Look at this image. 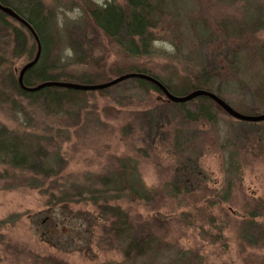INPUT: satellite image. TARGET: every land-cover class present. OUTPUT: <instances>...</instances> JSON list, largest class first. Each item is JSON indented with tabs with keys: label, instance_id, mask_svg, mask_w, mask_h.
I'll use <instances>...</instances> for the list:
<instances>
[{
	"label": "rangeland",
	"instance_id": "1",
	"mask_svg": "<svg viewBox=\"0 0 264 264\" xmlns=\"http://www.w3.org/2000/svg\"><path fill=\"white\" fill-rule=\"evenodd\" d=\"M174 1V14L152 29L154 54L134 61L87 19L90 3L127 0H15L24 12L47 16L49 62L67 81L138 65L178 91L205 82L239 111L264 113V0ZM2 14L0 127L27 160L17 164L0 152V264H264V121L238 120L217 106L211 121H186L162 91L123 95L118 84L82 90L85 101L46 110L12 83L35 57L37 41ZM157 115L166 134L153 142L147 134L158 136L157 127L147 133V120ZM191 156L202 170L194 182L183 169ZM123 161L137 170L149 199L59 197L108 186ZM107 204L128 217L139 246L150 236L167 246L127 260L121 243L109 240ZM251 214L254 239L241 230Z\"/></svg>",
	"mask_w": 264,
	"mask_h": 264
},
{
	"label": "trees",
	"instance_id": "2",
	"mask_svg": "<svg viewBox=\"0 0 264 264\" xmlns=\"http://www.w3.org/2000/svg\"><path fill=\"white\" fill-rule=\"evenodd\" d=\"M172 1L176 5V7H178L177 2H175L174 0H127L125 4L111 3L103 6L97 5L95 3H90L86 6L87 19H89L94 26L98 27L101 32H103L107 40L110 42L111 46L118 52H120L125 58H130L134 61H141V58L149 57L154 54V47L152 45L156 39L154 37V32L152 31V29H161V24L166 19L167 15L174 14L173 8L171 6ZM0 3L11 6L17 12H19L23 16V18H25L35 28L42 44V51L38 62L25 73V84L28 86H34L46 80L67 81V74L63 72H55V65L49 62V57L47 55L49 37L46 32L47 16H41L39 14L41 11L37 10V8L29 9V12H24L21 7L17 5L15 0H0ZM42 12L45 14V11ZM0 14H2L1 11ZM21 25L28 31V28L26 26H24L23 24ZM233 28L234 27H232V29ZM233 31H235V29H233ZM29 33L33 38L31 32ZM258 51L261 55H264V47H258ZM135 67L139 66L130 65V67H123L119 70H114L110 74L103 72L98 74L97 76L90 77L89 79L85 78L86 80H75V82L95 84L111 80L117 76L129 72H144V70H140ZM150 75L158 78L174 94H185L187 90L191 89H207L221 97L220 88H213L211 87V85L205 82H198L187 89L178 91L177 89H175L174 85L169 82L170 80L162 77V75ZM99 77L102 78L100 79ZM12 83L19 95L30 96V98L32 97L34 99H39L43 104L44 102H46V104H48L49 106H44V108H46L47 110L52 106V111H56L59 107L71 101H85V95L87 94L85 93L86 91L83 92L82 90L55 86L45 87L34 92H27L19 86L17 79H14ZM119 85H125L123 95H126L127 92L133 90L143 93H149L152 90L161 92V90L156 85L140 78H131L128 80H124L123 82L118 83V85L116 86ZM262 88L263 92L259 96H261V99L264 100V85H262ZM106 90L107 89H104L102 91ZM189 104H192V107L190 109H185L184 106ZM177 105L182 109L181 112L184 116V120L191 122L193 121L196 123L213 120L215 114L213 108L217 106L219 109H221L216 102L206 96H200L191 100L190 102L178 103ZM218 108L215 107V109ZM157 110L159 113V108ZM147 121H149L151 126L147 128V133L148 130L151 133L150 130L152 127H157L158 133V136H152L148 133L147 135L149 141L156 142V140H158V137H162L166 134V131L164 130V128H162V116H149V119ZM256 126H258V123H252L251 129H256ZM5 128L6 127H0V152L2 153V155H4V159L7 157V154H9L11 156L9 159H11L14 163H19V161L17 160L18 158H20V161L24 163L25 160H27L26 155L23 153L20 155L18 154L20 148L13 141L11 136L7 134ZM176 136L182 138L181 133L176 134ZM177 144L179 145L178 148H181L182 145L180 144V141L177 140ZM181 151L184 150L180 149V152ZM188 162V166L187 164H185L183 166V169L187 173V175H189L187 176V178H189L191 182H194L195 176L201 174L202 170L200 169L199 162L196 158L193 159V157L191 156ZM129 168V164L123 161L122 164L116 167L113 178H110V180L107 181L106 184H108V186L105 185L103 188H87L86 190L73 189V194H67L69 192H64V190H61L59 191V197H65L66 195H69L70 197L74 196L75 200L78 201L81 199L80 196H82L84 198H90L91 203H97L102 199L108 201V199H110L111 197H118L123 194L131 199H149L151 197V191L148 192L149 189L143 184L137 170L133 166L131 167V169ZM132 176H134L133 183H131ZM107 207H109L105 210L107 213V217L104 219L107 220L108 218L109 220L107 225V232L111 233V235L109 236V240H113V236L115 238L114 241L121 243V248L124 249L127 260L140 257L146 253L149 254V257L156 255L158 249H160L164 245V243L161 244L162 241L160 239H156L154 236H150L148 242L145 243L144 238H142V244L141 246H139L140 243L138 241L140 239L136 237V235L134 237H131L132 226L128 221V217L124 215L118 207H114L110 204H107ZM253 216L254 215L252 214L248 216L250 220L244 221L245 224L241 227V230H243V232L246 231L248 233L247 238L249 239H254V236H252L251 233H253L254 230L257 231L258 229V226L254 223V220H251ZM128 230L130 235L128 233ZM165 246H167V244L164 245V247ZM133 249H135L136 251H133ZM186 254L187 253L184 251L180 252V255L184 257H186Z\"/></svg>",
	"mask_w": 264,
	"mask_h": 264
},
{
	"label": "water",
	"instance_id": "3",
	"mask_svg": "<svg viewBox=\"0 0 264 264\" xmlns=\"http://www.w3.org/2000/svg\"><path fill=\"white\" fill-rule=\"evenodd\" d=\"M0 10L4 13L8 14L9 16H12L19 22H21L23 25H25L34 35L36 41H37V53L35 57L27 62L20 70L18 83L19 86L28 92H34L41 90L45 87H63V88H69V89H75V90H83V91H91V90H101L108 87H111L113 85H116L124 80L131 79V78H140L143 80H147L154 85H156L165 95L166 99L171 102L175 103H185L188 101H191L197 97L200 96H206L210 99H212L214 102H216L220 108H222L228 115L232 116L235 119L243 120V121H251V122H260L264 121V113H258V114H245L242 113L235 108H233L226 100H224L222 97L218 96L216 93L207 90V89H195L191 90L190 92L182 95L174 94L172 93L158 78L144 73V72H129L122 74L120 76H117L111 80L101 82V83H95V84H88V83H77L73 81H65V80H46L43 81L35 86H28L24 82V75L25 73L33 67L39 60L41 51H42V44L39 38L38 33L34 30L32 25L23 17L19 16L11 7L5 6L2 3H0Z\"/></svg>",
	"mask_w": 264,
	"mask_h": 264
},
{
	"label": "bare ground",
	"instance_id": "4",
	"mask_svg": "<svg viewBox=\"0 0 264 264\" xmlns=\"http://www.w3.org/2000/svg\"><path fill=\"white\" fill-rule=\"evenodd\" d=\"M3 5H5V6H8V5H6V4H3ZM8 7H11V6H8ZM12 8V7H11ZM19 16H21V17H23L19 12H17L14 8H12ZM1 11V10H0ZM2 13H4L3 11H1ZM4 14H6V13H4ZM6 15H8V14H6ZM12 17V16H11ZM13 18V17H12ZM15 19V18H14ZM25 19V18H24ZM18 21V20H17ZM19 22V21H18ZM21 23V22H20ZM22 24V23H21ZM25 26V25H24ZM33 27V26H32ZM34 28V27H33ZM34 30H35V28H34ZM36 31V30H35ZM32 68V67H31ZM21 70V69H20ZM20 70H19V72H18V76H17V81H18V78H19V73H20ZM24 77H25V75H24ZM78 83V82H77ZM19 84V83H18ZM37 85V84H36ZM35 86V85H34Z\"/></svg>",
	"mask_w": 264,
	"mask_h": 264
}]
</instances>
